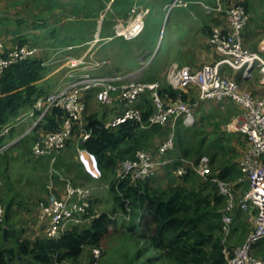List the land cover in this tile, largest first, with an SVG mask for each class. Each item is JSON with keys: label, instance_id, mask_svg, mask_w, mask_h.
Here are the masks:
<instances>
[{"label": "trees", "instance_id": "16d2710c", "mask_svg": "<svg viewBox=\"0 0 264 264\" xmlns=\"http://www.w3.org/2000/svg\"><path fill=\"white\" fill-rule=\"evenodd\" d=\"M103 1L108 0H14V3L15 5L32 4L38 8V12L34 13L36 14L33 20L34 27L46 26L48 24L47 14L53 13L56 8L68 7L72 14L82 15L83 20L94 17L91 28H95L97 20L105 8ZM132 1L114 0V8L119 11L115 14L110 13L108 18L116 15L127 18L128 6ZM233 4H241L249 14L247 0ZM223 14L225 16L224 10ZM248 22L242 34L244 43L246 38V42L251 41V37L245 34ZM2 24L7 27L14 25L16 28L12 33L19 34L20 26L28 24V19L2 15L0 16V27ZM111 24L112 22H110ZM53 30H55L54 27L52 28L54 36ZM108 31L105 27L104 32ZM5 32H9V29L6 28ZM207 33L211 35L212 30L210 29ZM68 38L71 42L76 40L75 35L70 34ZM78 38L80 39L77 42L70 43L68 46L87 41L85 36H78ZM23 43L24 41L19 42L20 45ZM9 46L5 43L6 48ZM252 51L258 52L260 55L264 54V46L254 45ZM44 76L43 59L37 57L18 60L2 70L0 74V131L15 124L21 113L27 111L38 97L49 92L40 83ZM142 80L152 81V77L145 76ZM184 93L186 92L172 89L168 84H160V94L166 101L180 94L184 100L190 102ZM145 95L147 94H144L143 98L141 97V102L136 105L143 111V122H147L148 117L154 111L152 100ZM116 108L106 109L99 116L85 117L84 126L91 131V134L82 144H78L83 151L94 158L95 168L101 175V179H110V191L112 190L115 194V200L121 207L123 219L127 220V223L124 220L122 224L118 223L108 212L94 213L91 211V207L87 206L82 213L81 224L70 222L58 238L46 235V223L43 224L46 236H25L24 229L17 227L13 222L14 212L12 209L15 206L19 207L21 202L17 201L18 195L7 175L12 159L19 155L20 157L29 154L31 156V144L25 142L28 138H25L24 141L21 139L23 142L20 140L18 144L7 150H12L11 153L16 149L20 150L15 157L12 154L9 156L7 151L0 154V180L2 181L0 205L4 209L3 219L0 222V264H54L67 259L76 260L86 248L100 249L103 241L117 233L118 229H121L123 234L129 235L135 242L145 241L147 243L146 246L153 251L147 261L161 258L165 262L173 261L175 264H226L222 255L223 242L217 235L219 216H221L217 212V207L225 204V197L219 194L216 184L209 181L199 182L202 178L196 172L188 170L186 174L177 176L175 171L181 164L180 158L198 161L200 157L207 156L211 164L213 156L226 153L225 150L234 154L236 149L234 147L230 149V139L222 133H214L215 137H210L200 126L190 131L192 140L185 142L183 136L187 132L184 133V130L178 126L183 123L181 120H177L173 127L177 152L174 151V143L173 148L167 151L172 155L168 157L171 161L158 170L159 173L165 170L164 175L155 178L156 172L145 180L134 182L125 178L115 188L121 161L133 159L137 150L149 152L148 149L152 147L154 148L152 151H158L172 128L171 122L142 128L140 123L134 121H126L115 127H105L107 114L119 113L115 112ZM63 116L62 110L54 108L46 116L42 126L47 129H56L62 122ZM70 145L76 148V140H69L65 150ZM65 150L58 155L55 163L63 159L65 154L62 155V153ZM208 153L212 156L211 159L206 155ZM158 155L162 156L159 152ZM166 155L164 154V156ZM35 159L33 157V160ZM36 160L47 167L49 165V157ZM238 162L225 164L226 162L220 161V167L215 171L211 168L212 175L225 181L234 182L232 180L239 174L237 172ZM47 167L46 169H48ZM151 178L152 185L149 182ZM208 185L211 186L208 187ZM247 187L246 184L243 191ZM115 190H118V193ZM211 215L217 218V221H210ZM140 220L141 222H139ZM4 228H7L6 233L3 232ZM261 245L264 246V240L256 243L252 248V254ZM144 253L145 250H135L131 255L132 260H139ZM93 259L95 257L92 255Z\"/></svg>", "mask_w": 264, "mask_h": 264}, {"label": "built area", "instance_id": "2783aa9c", "mask_svg": "<svg viewBox=\"0 0 264 264\" xmlns=\"http://www.w3.org/2000/svg\"><path fill=\"white\" fill-rule=\"evenodd\" d=\"M224 12L227 28H213L209 38V42L220 57L199 69L172 64L167 72V84L172 89L182 92L196 89L197 101L184 100L180 94L166 101L160 94L158 82L141 81L122 73L105 72L104 68L110 64L107 59L85 61L84 56L78 59L71 58L70 69L65 77L52 90L38 97L27 111L20 114L15 124L0 131V154L18 144L25 133L9 140H3L2 136L12 127L31 119L33 121L27 131H35L31 144V155L34 158L49 157V164L52 165L58 155L65 150L68 141L73 139L77 142L76 149L81 156L83 155V160L86 163L92 161V156L83 151L79 144L87 140L91 134L84 126V118L87 108L86 97L94 91L99 103H120L123 106L118 110V114L105 122V127H115L126 121H134L140 123L142 128H150L171 122L172 131L158 149L159 154L164 156L174 146L173 127L177 120H181L183 125H192L195 121L194 109L198 102L229 98L244 108L240 116L241 122L237 127L247 140V147L238 162L241 176L236 181L229 182L212 175L207 156L200 157L198 161L180 158L181 164L175 173L182 176L188 170L194 171L204 181L216 184L219 194L225 197L226 206L222 209L221 230L224 235L222 255L226 264H264L263 258L252 254L253 245L264 240V95L258 96L252 91L241 89L238 81L224 76L220 70L221 65L225 64L241 71L242 77L246 78L254 68H257L258 82L264 86V57L244 46L242 34L248 22L245 8L241 4H230ZM142 17V13H136L129 17L126 24L118 23L115 28L116 36L125 35L132 38L138 35L144 28ZM123 28H126L125 31H121ZM36 51V48L19 44L6 48L5 42L0 39V74L9 64L33 57ZM146 92L150 95L154 111L147 122H143V111L133 104ZM54 108L63 111L62 122L56 129L44 128L42 124ZM170 161L169 158L161 156L156 158L148 151L137 150L133 159L121 161L115 187L125 178L132 182L145 180ZM242 182L248 187L239 199V206L241 210L253 215V228L241 244L232 245L226 242V239L233 224L231 212L235 202L236 186ZM91 194L92 189L68 182L59 198L53 197L46 203H40L42 216L47 220L46 235L58 238L70 222H79L75 214L76 212L82 214L85 211L88 206L86 200ZM3 214L4 209L0 205V222ZM96 256L97 254L94 255Z\"/></svg>", "mask_w": 264, "mask_h": 264}, {"label": "rangeland", "instance_id": "374dc122", "mask_svg": "<svg viewBox=\"0 0 264 264\" xmlns=\"http://www.w3.org/2000/svg\"><path fill=\"white\" fill-rule=\"evenodd\" d=\"M215 1L217 3L219 0ZM236 2L239 3L241 0L227 2L225 7H223V10L226 9V6ZM247 2L249 6V22L246 26L245 34L251 37V41L246 42V38L244 45L247 49L252 51V47H254V45L257 47L264 46V0H247ZM31 5L32 4L28 5L26 3H22V5H15L14 0H0V16L9 15L10 17L18 16L20 18L28 19V24L20 26L19 34L12 33L16 28L14 25L7 27L6 25L2 24L0 27V39L10 46L19 44L20 41H24V43L21 45H27L37 49L33 57L43 59V64L45 66V76L40 83L46 89V91L53 89L65 77L66 73L70 69L71 58L78 59L83 56L85 61H98L101 56H110L114 61L113 63L115 65H119L123 72L131 75L132 78L139 80L143 75L145 76L149 74L148 70H150V73L152 74V49L155 48L154 46L156 43V37L154 36L155 30L152 28V21L146 20V26L143 32L139 33L135 37L128 38L123 35L117 36L119 38H115V40H103L99 38L97 33H95V28H91V23L94 20V17L83 20V16H76L75 14H72L68 7L56 8L53 13L47 14L48 24L46 26L34 27L33 20L36 16L34 13L38 12V8ZM25 6H27V8H25ZM223 19L226 21L225 16ZM106 21L107 22H104V24H110V18L106 19ZM111 22V26L115 24V28L118 23H127V21L118 22L115 20ZM53 27L55 28V30H53L55 32L54 36L52 35ZM6 28L9 29V32H5ZM125 29L126 28H123L121 31H125ZM70 34L76 36V40L73 42H71L68 38ZM78 36H85L87 41L82 44H73L72 46H68L70 43L77 42V40L80 39ZM208 38H210V34L208 35ZM162 39L163 34L160 41H162ZM166 40L167 39L165 37L161 53H164L165 49L167 48ZM208 45V49L210 48L212 52L217 53L210 42ZM261 56L264 57V54H261ZM156 58L158 61L157 63L163 67L160 73L156 72V78L158 79L156 82L159 81L158 83L161 84L166 81L167 72L169 71L171 65H167L164 56L159 55ZM232 69H230L229 66V69L226 72L223 71L222 74L226 77L233 78V76L237 75V72L233 71L234 69ZM258 75L259 73L257 68H254L250 72V78H258ZM238 82L241 89L249 90L254 93L253 90L257 84L251 86V88H253L252 90L244 89L246 84H243L240 81ZM250 84L251 81L247 83V85ZM145 94H147L145 96L150 98L148 92ZM184 94L187 95L188 99H190V102L193 96H196V93L192 90H188V92ZM142 96H140L135 101L133 106H136L139 102H141L143 98ZM86 104L87 108L85 117L90 115L99 116L106 109L110 110L113 107H117L115 109V112H117L122 107L120 103H99L95 97L94 91H92L86 97ZM235 106L237 109L236 112H238V115L241 116L244 108L238 103H236ZM221 107L222 105H219V103L207 102L203 103L201 108H195L194 123L188 126L182 124L178 125L184 130V133L187 132L186 135L183 136L185 142L192 140L190 138V131L200 126H202L205 134L210 137L214 138V133H222L225 137H228L230 134L227 133V131H225L226 134L223 132L225 129L224 124L220 126L221 123L217 121L219 124V126H217V124H215L216 119L212 117V113L217 111V109L220 110ZM222 110H224L223 107ZM110 117L111 114H107L106 118L109 119ZM107 119H105V121H107ZM32 121L33 120L31 119L23 121V123L20 125L21 131L17 133L18 135L25 133L21 139L24 141L25 138H28V140L25 142L29 144H32V141L35 137V131H27ZM171 131L172 128H170V133ZM23 141L21 140V142ZM245 141L247 140L243 135L236 134L232 136L229 142L230 149L234 147L237 150L238 146L240 147V144H243ZM174 143V151L177 152L175 138ZM67 149V151L65 150L62 153V155H65L60 162H54L52 165L49 164L48 167L42 165V162H38L36 159L33 160V157L32 155L30 156V154L24 157H20L19 155L17 158L12 159L11 161L7 175L9 177V182L14 186L15 192L18 195L16 198L17 201L22 203H19V207L15 206L12 209L14 212L13 222L17 227H22V229H24L25 236H46L43 223L38 219L37 209L40 206V203H45L47 200H50L53 197L59 198L68 182H71L76 186L94 190V194H92L86 200L88 207H91L92 212H98L97 214L100 212H108L114 219L117 220L118 223L122 224L123 220L127 223V220L123 219L124 217L122 216L121 207L115 200V194L112 190L110 191V186H106V184L109 185L110 179L102 180L101 175L95 168V165L92 164L93 160L86 163L85 160H83V155L81 156L73 145H70ZM152 149L154 148L150 147L148 149L149 152L153 154L154 157L160 158L158 151H152ZM11 151H7L6 153L11 156V154H13ZM19 151L16 149L14 157ZM225 151L226 153H219L216 157L214 155L213 160L211 159L212 156L210 153L206 154L211 159L210 166L212 170L215 171L218 167H220V161H223L224 163L226 162L225 164H232V162L239 161L242 156L239 152H235L233 154L228 150ZM165 154L167 155L161 156V158H168L172 156L171 154H168V152ZM46 167L48 169H46ZM159 172L160 171H158L154 176L155 178H160V175H164L165 170L161 173ZM237 172L239 173L237 174V178L232 181H236L241 176L239 165L237 166ZM203 181L204 180L202 179L199 180V182ZM149 182L152 185V178L149 180ZM158 182L161 183L160 180H158ZM209 186L211 185H208V187ZM245 186L246 183L242 182L239 183L236 188L237 190L235 193L234 207L231 212L233 224L226 239V242L228 241V243L232 245L241 244L248 232H250V230L253 228V215L247 211L241 210L239 206V199L243 194ZM115 191L117 192L118 190ZM225 206L226 201L224 205H221V207L219 205L217 207V212L221 214V216H219L220 222L218 223L219 230L217 231V235L221 238V240H224V235L221 230V219L222 209ZM75 216L78 219L77 221H79L77 223L81 224L82 214L80 212H76ZM210 221L215 222L217 221V218L211 215ZM139 222H141V220ZM117 231V233L112 234L103 241L100 249L86 248L76 260L67 259L54 264H175L173 261L165 262L161 258H156L153 261H147L148 257L152 256L153 253V251L148 246H146L147 243L145 241L135 242L129 235L123 234L121 229H118ZM243 235H245L244 238H242ZM255 245L256 243L253 245V248ZM139 249L141 251L145 250V253L139 258V260H132V253ZM253 253L258 257L264 258V246H259V248ZM96 254L97 256L95 259L92 260V255L94 256Z\"/></svg>", "mask_w": 264, "mask_h": 264}, {"label": "crops", "instance_id": "0c3cea01", "mask_svg": "<svg viewBox=\"0 0 264 264\" xmlns=\"http://www.w3.org/2000/svg\"><path fill=\"white\" fill-rule=\"evenodd\" d=\"M229 1H234V0H219L217 3L215 0H133L131 5L128 6L129 10H128L127 18H123L121 16L116 15L110 18V22L114 20L118 22L119 21L126 22L130 16L136 13H142L144 28L146 26L145 23L146 20L152 21V28L155 30L154 36L156 37V43L154 46L155 48L152 49V74L150 73L151 71L148 70L149 74L145 76L152 77V82H156V80H158L156 78V72L160 73L163 69V67H161V65L157 63L158 61L156 57H158L159 55L164 56L167 65L168 64L170 65L177 64L179 66L187 65L192 69H199L202 65L213 63L219 58V54L212 52L210 48L209 49L207 48V46H209L208 45L209 34L207 32L210 29L213 30V28L215 27L227 28V23L223 19L224 17L223 7H225V4H227V2ZM103 2L105 8L97 20L95 33H97L99 38L103 40L104 39L115 40V38H118L115 34V24L112 25L113 26L112 27L110 24L109 25L104 24V22L106 18L108 19L110 13L115 14L119 10L114 8L115 6L114 0H108ZM105 27H107V29L109 30L108 32H104ZM143 30L141 32H143ZM162 34H163V39L162 41H160ZM165 37L167 39L166 40L167 48L165 49L164 53H161L164 45L163 42ZM101 59H107L110 61V64L104 68L105 72L110 74L112 73L126 74L121 70V67L119 65H115L113 63L114 61L111 59L110 56L108 57L101 56L99 60ZM228 69L229 66L225 64L221 65L220 67L221 72L223 71L226 72ZM230 69L232 68L230 67ZM233 71L237 72V75L233 76V78L235 80L240 81L243 84H246L244 89L253 90L251 86L257 84L255 89L253 90L254 94L258 96L264 95V86L259 84L258 82L259 77L250 78L249 76L247 78H243L241 71L239 70H233ZM145 76L143 75L140 80L144 81L142 79ZM249 81H251V84L247 85ZM164 83L167 84V79ZM189 90H192L193 92L196 93V96L195 97L193 96L194 99L192 102L197 101L198 99L197 90L196 89H189ZM186 92H188V90ZM207 102L219 103V105H222V107L224 108V110H222L221 107L220 110L217 109V111H214V113H212V117L216 119L215 124H217V126H219L217 121L221 123L220 126L224 124L225 129L223 132L225 133V131H227V133L230 134L227 137L228 139H231V137L236 134L243 135L237 129L238 125L241 122L240 121L241 119H240V115H238V112H236L237 111L235 106L236 103L234 101H231L227 98L222 100L206 99L198 102L195 108L197 109L201 108V105ZM113 115L115 114H111V116ZM22 123L23 122L13 127L11 130H9L7 134L2 136V139L9 140L11 138L17 137L16 136L18 135L17 133L21 131L20 125ZM246 147H247V141H245L243 144H240V147L238 146L239 149L237 148L238 151L236 150V152H239L240 155H243ZM15 151L16 150L13 151L12 156H14V153H16ZM1 184L2 181L0 180V185ZM93 191L94 190L92 189V194H94ZM37 216L38 219L43 224L46 223L47 220L42 216V211L40 206L37 209ZM244 237L245 235L242 236V238Z\"/></svg>", "mask_w": 264, "mask_h": 264}, {"label": "water", "instance_id": "95a60500", "mask_svg": "<svg viewBox=\"0 0 264 264\" xmlns=\"http://www.w3.org/2000/svg\"><path fill=\"white\" fill-rule=\"evenodd\" d=\"M246 78H247V77H246ZM92 160H93V164L95 165V160H94L93 157H92ZM6 230H7V229H4L3 232L6 233Z\"/></svg>", "mask_w": 264, "mask_h": 264}]
</instances>
